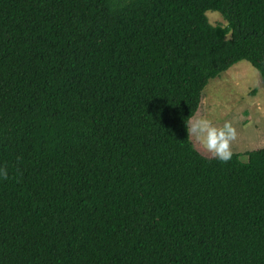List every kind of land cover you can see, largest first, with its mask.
<instances>
[{
  "label": "trees",
  "instance_id": "trees-1",
  "mask_svg": "<svg viewBox=\"0 0 264 264\" xmlns=\"http://www.w3.org/2000/svg\"><path fill=\"white\" fill-rule=\"evenodd\" d=\"M243 61L264 0H0V264H264V148L190 132Z\"/></svg>",
  "mask_w": 264,
  "mask_h": 264
},
{
  "label": "rangeland",
  "instance_id": "rangeland-1",
  "mask_svg": "<svg viewBox=\"0 0 264 264\" xmlns=\"http://www.w3.org/2000/svg\"><path fill=\"white\" fill-rule=\"evenodd\" d=\"M207 16L214 26L228 25L218 12H208ZM202 123L218 133L229 129L228 150L241 155L243 162L248 161L247 152L264 148V83L250 62H240L210 80L200 109L190 122L194 147L204 156H218L206 145L207 133L193 131Z\"/></svg>",
  "mask_w": 264,
  "mask_h": 264
},
{
  "label": "clouds",
  "instance_id": "clouds-1",
  "mask_svg": "<svg viewBox=\"0 0 264 264\" xmlns=\"http://www.w3.org/2000/svg\"><path fill=\"white\" fill-rule=\"evenodd\" d=\"M203 135L207 133L206 145L210 151L215 152L221 160L227 161L230 159L231 152L228 150V137L227 133L230 132L229 129L217 132L215 129H209L206 123H202L194 128L193 131H197Z\"/></svg>",
  "mask_w": 264,
  "mask_h": 264
}]
</instances>
